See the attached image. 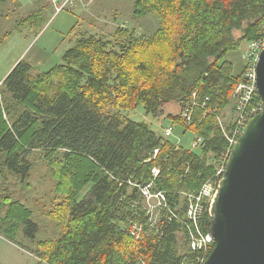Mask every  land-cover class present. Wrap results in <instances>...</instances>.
<instances>
[{"label": "trees", "instance_id": "1", "mask_svg": "<svg viewBox=\"0 0 264 264\" xmlns=\"http://www.w3.org/2000/svg\"><path fill=\"white\" fill-rule=\"evenodd\" d=\"M7 1L20 0L0 4ZM42 12L25 20L41 21ZM151 14L160 26L150 36L126 28L112 40L81 34L61 64L34 73L20 61L0 84V228L13 233L23 224L31 239L40 229L5 190L10 177L27 186L39 161L54 181L42 215L57 236L32 241L34 264H196L204 254L192 249V238L209 232L212 218L206 211L197 223L189 219L185 194L216 176L230 147L225 131L232 134L237 116L226 123L225 113L234 100L239 113L236 91L253 62L249 46L264 40V0H134V19ZM236 52L244 61L238 71L229 59ZM174 103L181 113L160 119ZM140 110L162 131L170 120L192 132L201 140L197 150L153 130ZM152 182L165 193L164 213L174 216H148L134 184ZM134 226L142 227L138 238Z\"/></svg>", "mask_w": 264, "mask_h": 264}, {"label": "rangeland", "instance_id": "2", "mask_svg": "<svg viewBox=\"0 0 264 264\" xmlns=\"http://www.w3.org/2000/svg\"><path fill=\"white\" fill-rule=\"evenodd\" d=\"M63 2L64 0H59L57 6L51 0H20L17 4L7 1L0 4V84L20 61L32 65L34 73L46 72L61 64L63 55L74 45L78 35H96L112 40L119 28H126L134 30L138 36H150L160 26V19L156 15L151 14L141 20L134 19V0H75L74 4L67 5L61 11L59 6ZM37 10L43 11V20H25ZM39 24L42 27L37 30L36 26ZM246 49L245 44L242 51L245 52ZM229 59L234 62L236 71L244 66L241 53L230 54ZM1 90L2 87L0 92ZM235 107L236 100L226 110V123L235 120ZM164 110V116L160 119L169 114L181 113L180 106L175 103L166 105ZM140 114L141 110L137 115ZM139 117L158 132L163 133L166 128L173 126L171 138L184 148L197 150L193 148L195 135L192 132L183 133L178 124H173L170 120L164 121L162 131L158 120L145 115ZM20 182L10 177L6 181L5 190H10L14 199L21 200L33 212L32 221L40 229L36 237L31 239V231L23 224L13 233L8 225L1 227L0 264H34L37 260L29 251L33 247L32 241L57 236L55 223L42 215V210L47 207L54 194V181L48 169L36 161L25 181L28 185L24 184V179ZM2 213L5 216L6 210Z\"/></svg>", "mask_w": 264, "mask_h": 264}, {"label": "water", "instance_id": "3", "mask_svg": "<svg viewBox=\"0 0 264 264\" xmlns=\"http://www.w3.org/2000/svg\"><path fill=\"white\" fill-rule=\"evenodd\" d=\"M256 74L264 102V48ZM209 213L215 245L204 264H264V109L233 146Z\"/></svg>", "mask_w": 264, "mask_h": 264}, {"label": "built area", "instance_id": "4", "mask_svg": "<svg viewBox=\"0 0 264 264\" xmlns=\"http://www.w3.org/2000/svg\"><path fill=\"white\" fill-rule=\"evenodd\" d=\"M54 5L58 2V0H52ZM75 0H64L63 4H61V11L66 9L67 5L74 4ZM57 6V5H56ZM57 7V8H59ZM58 12L59 9H58ZM264 48V40L260 42H254L249 46L248 49V56L253 60L252 64L249 65L248 71L246 73L245 79L240 82L236 96L237 104H238V115H237V122L236 127L233 130L232 134L225 131L227 139L230 142V147L228 150L221 156L220 165L217 171L216 176L207 181L201 187L199 193L197 194H185L188 200V210H187V217L191 219L194 223L199 221L200 217L206 212H210V208L214 202V199L217 195L218 188L220 185V181L223 178L224 172L226 170L227 162L229 160L231 151L233 146L238 142L239 137L242 135L247 123L257 114L263 111L264 109V102L257 90V74H256V67L260 53ZM253 97H260L261 99L257 104L250 108V102L253 100ZM189 109L182 112V116L184 119L190 121L191 114L189 113ZM222 127L224 128L223 121L220 120ZM174 128L170 126L165 129L164 137L169 138L173 135ZM201 142L200 139H197L193 143V147H197ZM155 156L159 153V149L154 151ZM154 177H157L160 173L158 168L153 169ZM134 186L139 187L142 196L144 197L145 204L147 207V214L153 220H159L161 216L164 215H172L174 216V212L167 211L164 213V209L167 208L166 205V197L165 193L162 191H155L154 183H149L146 186H139L138 184H134ZM154 195H153V193ZM197 227V226H196ZM198 229V227H197ZM142 231V227L134 226L132 230V235L136 236L137 238L140 237V233ZM215 245L214 238L211 236L209 232L202 233L199 232L198 236L192 238L191 247L194 251H204L202 256H198L196 264H204L208 259L211 251L213 250Z\"/></svg>", "mask_w": 264, "mask_h": 264}, {"label": "bare ground", "instance_id": "5", "mask_svg": "<svg viewBox=\"0 0 264 264\" xmlns=\"http://www.w3.org/2000/svg\"><path fill=\"white\" fill-rule=\"evenodd\" d=\"M91 3H92V2H91ZM91 3H90V4H91ZM183 111H185V109H184ZM151 192H152V190H151ZM152 193H153V192H152ZM153 195H154V193H153Z\"/></svg>", "mask_w": 264, "mask_h": 264}, {"label": "crops", "instance_id": "6", "mask_svg": "<svg viewBox=\"0 0 264 264\" xmlns=\"http://www.w3.org/2000/svg\"><path fill=\"white\" fill-rule=\"evenodd\" d=\"M52 1V0H51ZM58 2H59V0H58ZM52 3H53V1H52ZM54 4V3H53Z\"/></svg>", "mask_w": 264, "mask_h": 264}]
</instances>
